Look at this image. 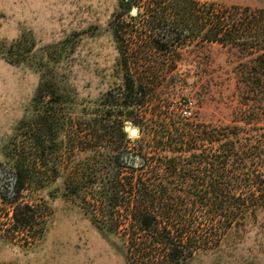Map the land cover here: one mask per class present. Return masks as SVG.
Returning a JSON list of instances; mask_svg holds the SVG:
<instances>
[{
	"label": "rangeland",
	"instance_id": "obj_1",
	"mask_svg": "<svg viewBox=\"0 0 264 264\" xmlns=\"http://www.w3.org/2000/svg\"><path fill=\"white\" fill-rule=\"evenodd\" d=\"M232 7L251 24L240 44L257 49L201 41L202 13ZM262 46L264 0H0V264H126L122 240L90 221L111 193L115 148L133 151L139 137L101 129L108 94L138 69L153 87L142 107L123 110V125L142 129L159 105L180 115L186 100L191 121L264 133L263 89L240 83ZM16 165L29 168L18 193ZM259 188L246 195L264 197ZM257 210L218 249L184 264H264Z\"/></svg>",
	"mask_w": 264,
	"mask_h": 264
},
{
	"label": "trees",
	"instance_id": "obj_2",
	"mask_svg": "<svg viewBox=\"0 0 264 264\" xmlns=\"http://www.w3.org/2000/svg\"><path fill=\"white\" fill-rule=\"evenodd\" d=\"M243 14L255 15L247 8ZM241 15L238 7L219 14L202 13L201 41L257 49L239 42L251 25L237 18ZM250 62L254 68L247 73L254 78L241 69L240 83L256 91L262 88L259 93L264 95V52ZM127 73L124 87L108 94L110 100L103 104L107 109L99 119L101 129L114 128L120 140L127 137L123 110L142 107L153 87L150 73L138 69ZM114 109L116 114L111 112ZM169 110L168 105H159L158 114L140 122L133 151L115 148L111 193L106 188L100 196V211L90 214L96 228L122 240L126 264H184L198 252L218 249L228 232L242 231L247 210L255 213L264 208V203L258 204L264 197L246 195L248 187L264 188L261 129L253 134L241 125L209 126ZM13 169L18 193L26 185L29 168L16 165ZM123 170H128L127 177H121ZM121 206L131 210L113 211Z\"/></svg>",
	"mask_w": 264,
	"mask_h": 264
},
{
	"label": "built area",
	"instance_id": "obj_3",
	"mask_svg": "<svg viewBox=\"0 0 264 264\" xmlns=\"http://www.w3.org/2000/svg\"><path fill=\"white\" fill-rule=\"evenodd\" d=\"M180 116L188 119L191 116L192 103L186 100H181L178 104Z\"/></svg>",
	"mask_w": 264,
	"mask_h": 264
},
{
	"label": "water",
	"instance_id": "obj_4",
	"mask_svg": "<svg viewBox=\"0 0 264 264\" xmlns=\"http://www.w3.org/2000/svg\"><path fill=\"white\" fill-rule=\"evenodd\" d=\"M123 130L125 133H128L131 137H137L138 131L133 128L131 125H124Z\"/></svg>",
	"mask_w": 264,
	"mask_h": 264
}]
</instances>
